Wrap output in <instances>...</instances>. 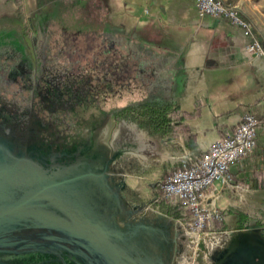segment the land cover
<instances>
[{
  "label": "crops",
  "instance_id": "1",
  "mask_svg": "<svg viewBox=\"0 0 264 264\" xmlns=\"http://www.w3.org/2000/svg\"><path fill=\"white\" fill-rule=\"evenodd\" d=\"M221 1L235 8L247 33L227 17L199 14L193 0H0V35L24 44L19 33L34 28L29 36L44 48L41 56H49L51 45L60 55L61 46L77 57L89 53L111 122L123 106L175 108L170 132L128 123L132 138L115 161L152 208V185L169 169L194 163L243 113L253 114L259 121L254 146L229 164L226 183L214 181V197L205 201L220 213L224 230L244 224L239 233L221 234L218 253L245 249L258 262L264 255V55L245 44L255 39L264 48V0ZM179 112L190 116L180 120ZM180 124L193 136L189 142Z\"/></svg>",
  "mask_w": 264,
  "mask_h": 264
},
{
  "label": "water",
  "instance_id": "2",
  "mask_svg": "<svg viewBox=\"0 0 264 264\" xmlns=\"http://www.w3.org/2000/svg\"><path fill=\"white\" fill-rule=\"evenodd\" d=\"M113 139L68 146L65 164L67 151L48 145L44 156L29 137L0 132V177L26 174L0 191V257L64 250L75 264H236L218 253L221 234L195 240L142 199L116 166ZM47 160L56 168L49 173Z\"/></svg>",
  "mask_w": 264,
  "mask_h": 264
},
{
  "label": "flooded vegetation",
  "instance_id": "3",
  "mask_svg": "<svg viewBox=\"0 0 264 264\" xmlns=\"http://www.w3.org/2000/svg\"><path fill=\"white\" fill-rule=\"evenodd\" d=\"M38 48L35 47V53L37 56V63L38 67L37 69L34 68V71L32 72L33 74V79L30 80L31 74L27 72V67L29 59L26 58V61L24 62V66L22 65L21 70H24L23 73L20 75V77L16 76L14 80L11 81L14 83H18V86L16 90L11 91V96L12 99L9 101V106H10V111L11 113H14V115H11L9 118L7 117L6 112H4L0 108V132L3 133H12L13 135H22V136H27L29 137L30 140H32L33 145L38 149L37 152L39 154H42L45 156V151L44 147L50 144L49 146L53 148L56 151H67L68 146H72L74 148H77L79 146H84V145H89L91 142H94L97 138L103 139L105 138L107 140L108 136L110 138V135H112V138L115 142H118L120 145H124L128 143L129 140L132 138V131L130 130L129 124L128 123H133L132 120H127L126 116L125 118H119L116 119L115 121L113 120L112 123L109 121L107 116H105L106 121H104V115L96 123V125H91V123H86L79 121V123H74V124H67L65 125V120H64V115H59L58 117L56 116V110H62V113L69 112L70 107L74 105L79 106L78 99L79 97H85L84 102H88L86 99V95L89 93H93V96H91V100L95 98V93H98V87L96 85L93 86V75L87 74V76H84L82 79L78 78L75 80H71L68 78V75L66 73L62 72H57L54 77H49V69L48 67L44 66L43 59H41V55L37 54ZM42 63V66H41ZM31 66L32 63H31ZM41 66V67H40ZM38 69H40L38 71ZM82 69V68H81ZM81 69L79 68L80 72ZM64 75V78L66 79L65 82H62L60 79V76ZM15 76V75H14ZM24 77V78H23ZM71 77V76H70ZM41 78V79H39ZM47 82L51 87L54 89L52 92L53 98L49 101L51 104H49L48 107L45 109L47 110V116L46 119H44L43 116H38L35 118V115L33 113L35 112L34 110H43V106H39L38 108L33 107L34 104V96L38 95L39 99L42 100L44 98V95L46 94L45 92H41V89L38 88L40 85L37 82L40 81ZM96 80V79H94ZM62 85V86H61ZM2 87V85H0ZM63 87V88H62ZM62 89L64 92H62L64 95H67L64 98H60V100L57 102V98L59 95L62 93H59V89ZM97 89V91H96ZM1 90V89H0ZM20 91H26V96L29 97V99L24 100L23 94L22 96L15 97L18 93L20 94ZM51 94V93H50ZM48 95V94H47ZM77 100V101H76ZM19 104L21 106H19ZM82 106V105H80ZM23 115H27L25 118ZM20 117V119H19ZM114 117V114H113ZM128 118V116H127ZM129 119V118H128ZM3 120H8L9 122H3ZM13 120V121H12ZM12 123H11V122ZM97 121V120H96ZM100 122V123H99ZM9 123V124H7ZM104 123V124H102ZM111 123V124H109ZM62 124V125H61ZM58 125L64 126L62 128L59 127L57 128ZM112 126V127H111ZM117 128V129H116ZM121 129V130H120ZM117 130V131H116ZM116 132L114 134L113 132ZM18 133V134H17ZM110 138V139H112ZM55 151V152H56ZM69 156L67 158H63L61 161L63 163H67V159H70V152L67 151ZM47 167H43V169L47 170V172H51L52 170L54 171L56 168L55 167H50L49 166V161L47 160ZM16 185L18 183H15ZM4 188V187H3ZM1 188V189H3ZM149 200L150 204L157 208L159 211H162L166 214L169 215V209H167L165 206L161 204L157 198H147ZM221 219V216H220ZM260 226H263L261 222L259 223ZM13 226H8L5 229H11ZM244 228V224L240 226H236L233 229H226L224 230V226L217 227V230H212L210 232L212 233H226L227 231L234 233H239L242 229ZM263 230H260L258 235H262ZM217 245V244H216ZM58 255L50 252H45V251H29L26 252L23 255H17L13 257V261L16 262L17 264H20L21 262H26L29 261L30 264H62V261L65 264H75L72 262L74 257L73 255L69 254L68 252L64 250H57L56 251ZM236 253V252H235ZM220 254V253H219ZM221 257H224L223 252L220 254ZM234 253L233 251H230V254H227L226 257H231L233 256ZM7 256L3 257L6 258ZM3 258L1 261H3ZM9 264H13L9 262Z\"/></svg>",
  "mask_w": 264,
  "mask_h": 264
},
{
  "label": "built area",
  "instance_id": "4",
  "mask_svg": "<svg viewBox=\"0 0 264 264\" xmlns=\"http://www.w3.org/2000/svg\"><path fill=\"white\" fill-rule=\"evenodd\" d=\"M199 14L207 13L227 17L238 24L243 32L249 31L248 24L240 18L232 5L221 0H193ZM245 47L257 55H264L259 42L249 40ZM258 119L251 113H243L231 132L215 139L201 156L184 168H173L158 185L165 196L172 197L188 212L186 231L192 236L210 233L212 220H220L219 212L208 206L214 197V181L226 183L228 166L251 150L255 142ZM208 189V191H206ZM208 202L206 203V199Z\"/></svg>",
  "mask_w": 264,
  "mask_h": 264
},
{
  "label": "rangeland",
  "instance_id": "5",
  "mask_svg": "<svg viewBox=\"0 0 264 264\" xmlns=\"http://www.w3.org/2000/svg\"><path fill=\"white\" fill-rule=\"evenodd\" d=\"M27 22H28V20H25L23 22V26H27ZM29 23H30V21H29ZM29 31H30L29 33H35L36 32V30H34V28L30 29ZM22 33H23V35H22ZM29 33H26L25 30L22 31L21 33H19L20 34L19 37H25L26 38L25 43L23 45H22V43L19 42L18 37H15V36H13L11 34H9V35H11L13 37V38L12 37L11 38L13 39L14 42L18 41L22 45L23 50H24L23 52H24V54H26V57L29 59V61H28V65L29 66L27 67V70L30 72V74H31L30 75L31 76L30 80H32L34 78L32 72L34 71V68L37 69V66H36L37 65V56H36V53H35V45L32 44L33 42H32V39L29 36L30 35ZM5 38H7V37H5L3 35H0V52L4 53V54L0 55V84H2V87L0 86V89H1L0 90V108L4 112H6L5 115H7V117L9 118L11 115H14V113H11L10 106H9V101L13 97V96H11V91L16 90V88L18 86L16 84L20 83V81H18L17 83H13V82L9 83L7 81V79H6L9 76H11L9 72H11L13 67H15V63L16 62L14 61L15 58L10 56V55H13L15 51L13 50V54H11V50L8 53L6 52V50L8 48L12 47L14 49V45H11L10 44V40L9 39H5ZM59 48L62 49V54L61 55L59 54V52H56L57 51L56 50L57 49L56 46H52V45L50 46L51 52H50V54H49V56L47 58V61H46V67H48L49 72H50L49 77H54L56 75V71L57 72H62V73L64 72V73H66L68 75V78L71 76V77L75 78V80L78 79V78L82 79L88 73L89 74H94L95 73L94 69H91L90 66H89L90 65V63H89L90 56L88 55L89 53L87 55L77 57V56H75L73 54L69 55L67 53L66 47L61 46ZM81 48L84 49L85 46H83V47L81 46ZM260 48H262V47L260 46ZM85 53H86V51H84V54ZM17 58H19V56ZM31 63H32L33 66H31ZM79 68L80 69L82 68L81 69L82 72H80ZM60 79H61L62 82H65V80H66L64 78V75L60 76ZM92 82H93V86L96 85L97 87L100 88V90H98V93H95V98L93 100H91V96H93V93H89V94L86 95V97L88 96L86 98V99H88L87 100L88 102H86V101L84 102V100H85L84 96L81 97V98L79 97V99H78L79 106H75L74 107V105H73L72 107H70L69 112L62 113V110H56L55 111L57 117L59 115L60 116L64 115L63 118L65 120L64 121L65 125H67V124L71 125V124H74L75 122L79 123V121L85 122V124L90 122L92 125H94V124L96 125L98 120L100 118H102L103 112L108 110V109H110L109 106H111V105L107 103V100H105L106 98H105V95H104L105 92L103 91L104 90L103 86H101L94 79H92ZM38 83L40 84L38 86V88L41 89V92H45L46 94L44 95V98H42V100L39 99L38 95L34 96V98H33L34 99V101H33L34 102V104H33L34 109L38 108L39 106L42 105L43 106V108H42L43 110H40V109L37 110V111L34 110L35 112L33 113V115H35V118H37L38 116H43L44 119H46V117H48V116H47V110L45 108L48 107L49 104H51L49 102H52V101H49V100H51L53 98V96H52L53 93L52 92L54 91V89L46 81L45 82H43V81L37 82V85H38ZM96 91H97V89H96ZM24 92H26V91H23V92L20 91V94L18 93L15 97H17L19 99V97L22 96V94H23L24 100L29 99V97L26 96V93H24ZM58 92L62 93L64 91L60 88ZM62 96L66 97L67 95H64L62 93L61 95L58 96L56 101L58 102L60 100V98H64ZM80 105H82V106H80ZM19 106H21V105L19 104ZM115 111L113 112L114 117L112 116L113 115L112 113L110 114V116L113 117L114 121H115V118L116 119L125 118V116H126L127 120H129V121L132 120V118H129V117H128L129 118L128 119L126 114L120 113V114L115 115L116 114ZM23 116L25 118L27 115H23ZM105 118L106 117L104 116V119ZM107 118L109 119L108 116H107ZM19 119H20V117H19ZM104 121H106V119ZM4 122H9V121L8 120H3L2 124ZM111 123H109V124H111ZM7 124H9V123H7ZM102 124H104V123H102ZM61 125H58L57 128L59 129V127L60 128L64 127V126H61ZM113 133L116 134L115 131ZM110 136H111L110 138H112V135H110ZM99 138L94 140V142L99 141ZM108 139H109V137L107 138V141L111 140V139H109V140ZM101 140L105 141L106 139L103 138ZM48 145H47V147H48ZM173 168H171L169 170H172ZM24 176H26V174L25 175L23 174L22 180H21L19 175L17 177H15L14 179H7V180H4L2 177H0V191L2 190L1 188H3L5 185L6 186H10V185H13L14 182H17L18 183L17 185L21 184V182L26 179ZM163 179L162 180L160 179L155 184H159L161 181H163ZM155 184H153L152 187H155ZM139 189H140V191L142 193L145 192V188L144 187L140 186ZM2 195L3 194L0 192V197L1 198H2ZM174 202H177V200H174ZM213 223H214V220H212L210 222V224H209V228H208L209 232L212 231L213 229L217 230L216 229L217 227H215L213 225ZM185 225L186 224H184V227H185ZM210 233H212V232H210ZM219 234H222V233H219ZM198 237L199 236H194L195 240H197ZM233 253H234V255L231 256L230 259L235 261L236 264H262V262L264 264V255L260 256L261 260H259L258 262H255V260L251 257V254H249V250H245V249L236 250V249H234ZM3 257H0V264H9V262H11L13 264H17L16 262L13 261V259H12L13 257H11V256H7L6 258H3ZM2 258H3V261H1ZM20 264H30V262L26 261V262H21Z\"/></svg>",
  "mask_w": 264,
  "mask_h": 264
},
{
  "label": "trees",
  "instance_id": "6",
  "mask_svg": "<svg viewBox=\"0 0 264 264\" xmlns=\"http://www.w3.org/2000/svg\"><path fill=\"white\" fill-rule=\"evenodd\" d=\"M5 37H7L5 39L10 40L11 45H14V49L12 47L8 48L6 52L8 53L11 50V54H13V50L15 51L13 55H10L15 58L14 60L16 62L15 67H13L11 72H9L11 76L6 78L7 81L10 83L12 80L16 78V76L20 77V75L23 73L24 70H21V68H22V65L24 66V62L26 61L27 57H26V54H24L23 52L24 51L22 47L23 44L21 45L19 42L15 43L16 41L14 42L12 38H9V35H6ZM35 47L38 48L37 54H39L40 56L41 55L40 53L42 52L44 48L42 46H35ZM1 54H4V53L0 52V55ZM18 56L19 58H17ZM47 58L48 57L46 56H41V59H43L42 63H44V66H46ZM42 63H41V66H42ZM36 66L38 67V63ZM39 70L40 69H38V71ZM27 72L29 71L27 70ZM69 78L73 80V77H69ZM168 107L169 106L156 107V106H149V105H143V104H137L136 106H123V107L118 108L115 111L116 112L115 115L120 114V113L126 114L129 118H132L134 121H137L139 123H146L149 126H151L153 130L166 133V132H170L174 128V127H171L170 121L172 120V117L176 113V110L174 107L173 108L170 107V109H168ZM189 116L190 114L187 112H179L178 118L181 120ZM176 128H178V130L181 131L185 135V139L187 141L193 139V136L188 133V129L185 125L180 124L179 127H176ZM169 172L170 170L167 172L166 176L169 174ZM166 176L162 177L161 180L165 178ZM153 192H154L153 194L155 195V199L157 198V200H159L163 206H165L167 209L170 210L169 211L170 216L181 220L184 224L187 223L188 212L184 210L183 206L179 202H174V199L172 197L165 196L163 192L161 191V189L159 188L158 184H155V187H153ZM261 223L264 224V216L261 219ZM213 225L215 227H220L221 221L214 220Z\"/></svg>",
  "mask_w": 264,
  "mask_h": 264
},
{
  "label": "bare ground",
  "instance_id": "7",
  "mask_svg": "<svg viewBox=\"0 0 264 264\" xmlns=\"http://www.w3.org/2000/svg\"><path fill=\"white\" fill-rule=\"evenodd\" d=\"M244 21V20H243ZM249 28V27H248ZM259 48H260V44H259ZM24 145H26V142H24ZM49 148V147H48ZM50 151H52L53 153H54V150H50ZM114 152H115V154L117 155V156H119L120 154H119V152L121 153L122 151L120 150V149H117V150H114ZM35 157V156H34ZM211 190V189H210ZM206 191H208V189L206 190ZM200 236V235H199Z\"/></svg>",
  "mask_w": 264,
  "mask_h": 264
}]
</instances>
